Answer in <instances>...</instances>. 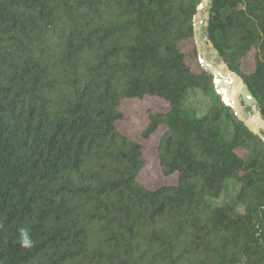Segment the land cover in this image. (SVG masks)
<instances>
[{
  "label": "trees",
  "instance_id": "16d2710c",
  "mask_svg": "<svg viewBox=\"0 0 264 264\" xmlns=\"http://www.w3.org/2000/svg\"><path fill=\"white\" fill-rule=\"evenodd\" d=\"M200 2L0 0V264H264V142L180 46ZM208 4L207 40L264 119V0ZM147 96L167 106L134 139L116 123ZM160 127L175 180L152 188L142 141Z\"/></svg>",
  "mask_w": 264,
  "mask_h": 264
},
{
  "label": "rangeland",
  "instance_id": "374dc122",
  "mask_svg": "<svg viewBox=\"0 0 264 264\" xmlns=\"http://www.w3.org/2000/svg\"><path fill=\"white\" fill-rule=\"evenodd\" d=\"M199 16V15H198ZM207 9H205L204 16L202 20H199V29L197 30L198 40L201 43L203 53L208 55V58L214 59V62L218 60V56L213 50L211 44L207 43V37L205 35V29L207 25ZM206 43V44H205ZM181 48L187 55L188 62L194 67V69L199 70L202 68L200 65L196 50L195 42L186 41L180 44ZM236 77V76H235ZM221 80V79H220ZM222 81V80H221ZM235 87L232 89L233 97L240 88V80L236 77ZM226 88V87H225ZM167 103L159 97H144L142 100L133 99L123 102L124 111L128 114L129 118L125 121L117 122L116 126L119 130L123 131L125 134L129 135L134 139H140V131L144 128L147 122V110L157 109L164 110L166 109ZM186 105L190 106L196 110L197 114L203 113L207 108L210 107L211 103L208 98L201 93L199 90L188 93ZM257 108V107H256ZM250 109L242 108V114L246 115V111ZM162 127H160L154 135L150 136L149 139L142 141L145 145V155L147 158V165L144 170L141 172L139 179L146 183L150 187H156L162 183L174 182L175 176L164 177L155 161V151L154 146L157 140L159 133L161 132ZM237 191V188L234 185H227L225 191L222 195L213 200L212 203L216 205H221L228 203L234 198V194Z\"/></svg>",
  "mask_w": 264,
  "mask_h": 264
},
{
  "label": "water",
  "instance_id": "95a60500",
  "mask_svg": "<svg viewBox=\"0 0 264 264\" xmlns=\"http://www.w3.org/2000/svg\"><path fill=\"white\" fill-rule=\"evenodd\" d=\"M209 0H201L200 4L197 7V13L194 17L193 23V39L195 42V50L197 54L198 61L202 68L209 72L212 75V82H213V89L214 92L221 98L222 102L229 106L236 118L241 121L245 127L257 135L263 142H264V135L261 133V130H264V119L262 118L260 111L256 108L258 106V102L255 97L251 94L248 87L242 82L241 78L234 74L240 80V88L236 92L233 99L224 95V89L218 88V84L221 83L220 76L215 68L207 69L206 64L202 57V46L198 40L197 35V25H196V18L199 15L200 20H202L205 9H208ZM208 43V41H207ZM217 61H220L218 59ZM248 108L250 110L246 111V115L242 114L241 109Z\"/></svg>",
  "mask_w": 264,
  "mask_h": 264
},
{
  "label": "bare ground",
  "instance_id": "6f19581e",
  "mask_svg": "<svg viewBox=\"0 0 264 264\" xmlns=\"http://www.w3.org/2000/svg\"><path fill=\"white\" fill-rule=\"evenodd\" d=\"M199 20H200V18H199V16H197V18H196L197 30L200 27ZM216 71L220 75V76H218V78H220L222 80L221 83L218 84V88H220L222 90L224 89V95L227 96V97H229L230 99H233L232 89L234 88V86H233L232 80H230V76H229V72L230 71L220 61H217V70Z\"/></svg>",
  "mask_w": 264,
  "mask_h": 264
},
{
  "label": "clouds",
  "instance_id": "9594fccd",
  "mask_svg": "<svg viewBox=\"0 0 264 264\" xmlns=\"http://www.w3.org/2000/svg\"><path fill=\"white\" fill-rule=\"evenodd\" d=\"M18 232L20 246L26 249L31 248L33 246V241L27 230H25L24 228H20L18 229Z\"/></svg>",
  "mask_w": 264,
  "mask_h": 264
}]
</instances>
